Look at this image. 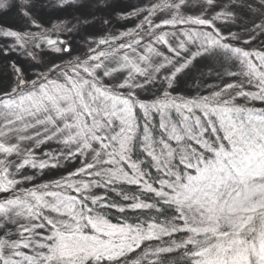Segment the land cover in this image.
<instances>
[{"label": "snow or ice", "instance_id": "6c2138e0", "mask_svg": "<svg viewBox=\"0 0 264 264\" xmlns=\"http://www.w3.org/2000/svg\"><path fill=\"white\" fill-rule=\"evenodd\" d=\"M0 14V264H264V0Z\"/></svg>", "mask_w": 264, "mask_h": 264}, {"label": "rangeland", "instance_id": "374dc122", "mask_svg": "<svg viewBox=\"0 0 264 264\" xmlns=\"http://www.w3.org/2000/svg\"><path fill=\"white\" fill-rule=\"evenodd\" d=\"M131 2L132 0H117V3L121 8H126L128 4ZM60 15H66V14H60ZM0 24L10 25L14 28L20 27L19 22L15 19V17L12 14H0Z\"/></svg>", "mask_w": 264, "mask_h": 264}]
</instances>
